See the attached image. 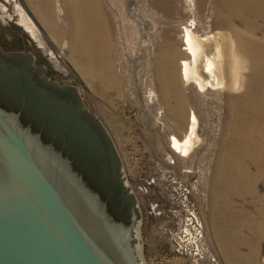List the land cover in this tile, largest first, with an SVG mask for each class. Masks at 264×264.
Returning a JSON list of instances; mask_svg holds the SVG:
<instances>
[{"label": "rangeland", "instance_id": "rangeland-1", "mask_svg": "<svg viewBox=\"0 0 264 264\" xmlns=\"http://www.w3.org/2000/svg\"><path fill=\"white\" fill-rule=\"evenodd\" d=\"M46 1L0 0V49L30 56L47 73L74 87L84 110L107 134L133 200L140 263L233 264L220 242V223L213 220L217 211L213 205L222 203L219 181L214 179L220 177L216 163L228 134L226 98L238 94L241 84L235 90L218 87L203 92L194 83L184 87L198 122L197 142L182 157L170 148L171 133L164 125L151 64L155 51L150 39L155 41V33L172 32L182 52L178 64L186 59L185 28L200 38L227 36L222 23L218 28L214 25L227 16L220 0H105L116 26L115 64L124 91L120 98L112 91L102 95L82 75L69 37L56 34L69 28L64 0ZM44 16L53 19L55 31L49 30ZM257 189L263 196L262 183ZM231 201L247 216L260 207L248 195H233ZM242 235L247 237L244 231ZM239 252L246 254L248 249ZM207 256L215 258L214 263ZM258 264H264V244Z\"/></svg>", "mask_w": 264, "mask_h": 264}, {"label": "water", "instance_id": "water-1", "mask_svg": "<svg viewBox=\"0 0 264 264\" xmlns=\"http://www.w3.org/2000/svg\"><path fill=\"white\" fill-rule=\"evenodd\" d=\"M43 139L107 171L123 219L133 215L127 228L103 227L97 197ZM135 221L116 152L77 90L30 56L0 49V264H141Z\"/></svg>", "mask_w": 264, "mask_h": 264}, {"label": "bare ground", "instance_id": "bare-ground-1", "mask_svg": "<svg viewBox=\"0 0 264 264\" xmlns=\"http://www.w3.org/2000/svg\"><path fill=\"white\" fill-rule=\"evenodd\" d=\"M220 3L227 16L216 20L214 25L218 28L222 23L229 34L200 38L192 29L185 28L186 59L178 64L182 52L172 32L155 33V41L153 37L150 39L155 51L152 72L159 104L164 108V125L171 133L170 148L182 157H187L197 142L198 122L184 87L194 83L203 92L218 87L235 90L241 84L238 94L226 98L229 118L224 127L228 134L226 147L216 163L220 177L214 179L219 181L222 203L219 207L212 204L217 208L213 220L220 223V242L229 261L258 264L264 244V195L257 189L260 183L264 186V0H220ZM63 6L69 28L66 33L56 34L69 37L82 75L98 86L102 95L112 91L122 97L123 76L115 64L116 26L108 14L106 1L64 0ZM52 20L46 18L45 23L53 32L56 27ZM24 21L31 28L28 19ZM233 195H248L260 207L247 216L246 210L234 209ZM243 231L247 237L242 235ZM243 247L248 249L246 254L239 252Z\"/></svg>", "mask_w": 264, "mask_h": 264}, {"label": "flooded vegetation", "instance_id": "flooded-vegetation-1", "mask_svg": "<svg viewBox=\"0 0 264 264\" xmlns=\"http://www.w3.org/2000/svg\"><path fill=\"white\" fill-rule=\"evenodd\" d=\"M43 141L56 149L52 142H47L44 139ZM85 144H88V142ZM64 148L65 147L56 149V151H58L63 158H66L69 161L71 170L81 178L89 191L97 197L99 202L93 203L92 207L94 208V214L99 216L101 222H103V227H107V225L113 223L121 227L120 230L122 228H127L131 224V218L133 215L130 216L129 221L127 219H123L124 217H127L124 216L125 214L123 213V209L120 210V207H118V204L114 201L111 192V184L109 182L110 180H105L109 179L107 171L103 170V173L100 172L92 162L91 165L90 163L83 162L77 157H73L76 158V160H74L65 153ZM87 152L88 154L92 153V151L89 150ZM132 237L134 239V232H132ZM133 241L134 240H132V243Z\"/></svg>", "mask_w": 264, "mask_h": 264}, {"label": "built area", "instance_id": "built-area-1", "mask_svg": "<svg viewBox=\"0 0 264 264\" xmlns=\"http://www.w3.org/2000/svg\"><path fill=\"white\" fill-rule=\"evenodd\" d=\"M208 258H210L211 256H207ZM214 261H215V258H212L211 257V262H213L214 263ZM217 263V262H216ZM216 263H214V264H216Z\"/></svg>", "mask_w": 264, "mask_h": 264}]
</instances>
